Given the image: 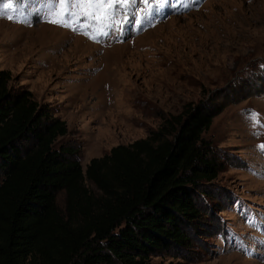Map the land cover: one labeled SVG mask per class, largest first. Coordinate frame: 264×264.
I'll use <instances>...</instances> for the list:
<instances>
[{
  "label": "rangeland",
  "instance_id": "obj_1",
  "mask_svg": "<svg viewBox=\"0 0 264 264\" xmlns=\"http://www.w3.org/2000/svg\"><path fill=\"white\" fill-rule=\"evenodd\" d=\"M8 2L0 0V70L9 73L11 91H28L64 122L54 147L77 150L82 170L111 148L145 138L187 103L243 92L202 135L221 169L196 199L200 218L189 245L144 263L264 264V128L247 115L264 121V0H168L139 26L117 17L96 39L50 23L43 0L14 4L26 9L22 15L5 9ZM144 9L138 0L131 11L141 17ZM55 201L62 211V191Z\"/></svg>",
  "mask_w": 264,
  "mask_h": 264
},
{
  "label": "trees",
  "instance_id": "obj_2",
  "mask_svg": "<svg viewBox=\"0 0 264 264\" xmlns=\"http://www.w3.org/2000/svg\"><path fill=\"white\" fill-rule=\"evenodd\" d=\"M9 79L0 70V264H145L189 245L196 199L221 169L202 135L243 92L187 103L82 170L77 150L54 147L64 122L28 91H11Z\"/></svg>",
  "mask_w": 264,
  "mask_h": 264
},
{
  "label": "snow or ice",
  "instance_id": "obj_3",
  "mask_svg": "<svg viewBox=\"0 0 264 264\" xmlns=\"http://www.w3.org/2000/svg\"><path fill=\"white\" fill-rule=\"evenodd\" d=\"M145 5L144 15L136 17L131 10L138 7V0H43L45 15L52 16L50 23L59 24L63 27H71L74 31H82L89 35V38L96 39L99 36H106L113 25L117 23V17L123 16L124 22L133 21L135 26H139L143 20H147L150 13H158L168 0H156L153 4L150 0H139ZM23 5L24 0H9L4 4L5 9H11L16 14H24V7H14ZM5 13L0 12V15ZM8 19H14L13 15H8ZM123 27V24L120 25ZM253 127L264 128V121L260 114L251 111L247 114ZM264 149V144L259 145Z\"/></svg>",
  "mask_w": 264,
  "mask_h": 264
},
{
  "label": "bare ground",
  "instance_id": "obj_4",
  "mask_svg": "<svg viewBox=\"0 0 264 264\" xmlns=\"http://www.w3.org/2000/svg\"><path fill=\"white\" fill-rule=\"evenodd\" d=\"M79 43V45L77 46V49L78 50H86V45H84L83 43H81L80 41H78ZM89 47V46H88Z\"/></svg>",
  "mask_w": 264,
  "mask_h": 264
}]
</instances>
